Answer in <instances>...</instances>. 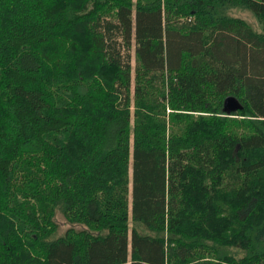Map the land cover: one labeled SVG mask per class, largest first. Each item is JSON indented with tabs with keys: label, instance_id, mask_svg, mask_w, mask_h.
<instances>
[{
	"label": "trees",
	"instance_id": "16d2710c",
	"mask_svg": "<svg viewBox=\"0 0 264 264\" xmlns=\"http://www.w3.org/2000/svg\"><path fill=\"white\" fill-rule=\"evenodd\" d=\"M0 264H264V0H0Z\"/></svg>",
	"mask_w": 264,
	"mask_h": 264
},
{
	"label": "rangeland",
	"instance_id": "374dc122",
	"mask_svg": "<svg viewBox=\"0 0 264 264\" xmlns=\"http://www.w3.org/2000/svg\"><path fill=\"white\" fill-rule=\"evenodd\" d=\"M228 14L232 18H240V19L244 20L251 27L252 30L257 31V32L260 30V26H259L257 20L254 18L252 13L249 12L248 10L240 8V7H236V8L234 7L228 11ZM133 63H134L133 51L131 50V66H133ZM53 222H54L56 228H55L54 234L50 237V239L64 235L66 230H68L69 228H71L73 230H77V231H79L83 228L81 226L71 225V224L67 223V221H65V219L62 216V213L59 209H55V211H54Z\"/></svg>",
	"mask_w": 264,
	"mask_h": 264
},
{
	"label": "water",
	"instance_id": "95a60500",
	"mask_svg": "<svg viewBox=\"0 0 264 264\" xmlns=\"http://www.w3.org/2000/svg\"><path fill=\"white\" fill-rule=\"evenodd\" d=\"M236 101L234 99H228L225 101V104L229 107H233L235 105Z\"/></svg>",
	"mask_w": 264,
	"mask_h": 264
}]
</instances>
